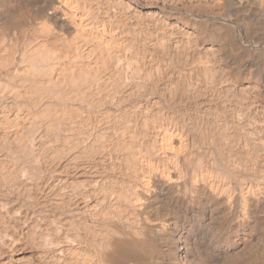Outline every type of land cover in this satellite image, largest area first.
I'll use <instances>...</instances> for the list:
<instances>
[{
  "label": "bare ground",
  "instance_id": "6f19581e",
  "mask_svg": "<svg viewBox=\"0 0 264 264\" xmlns=\"http://www.w3.org/2000/svg\"><path fill=\"white\" fill-rule=\"evenodd\" d=\"M43 8L0 46V148L34 181L0 199V264H264V0ZM134 14L166 31L138 47Z\"/></svg>",
  "mask_w": 264,
  "mask_h": 264
},
{
  "label": "rangeland",
  "instance_id": "374dc122",
  "mask_svg": "<svg viewBox=\"0 0 264 264\" xmlns=\"http://www.w3.org/2000/svg\"><path fill=\"white\" fill-rule=\"evenodd\" d=\"M45 1L46 0H4V7L3 8H1L0 9V46L2 47H4V41H6V42H11V44H10V46L11 47H13L12 45H14V42H16L17 40H18V44L20 45V47L22 46V45H30L31 44V33L32 32H30V31H32L31 29L32 28H37L38 26H39V24L41 23V21H43V7L45 6ZM14 5V6H13ZM22 5V6H21ZM169 7H171V6H167L166 7V11L169 13L170 11V13H176V15H181V16H183V17H186V16H188V18L190 17V19H191V21L194 23V22H196V21H200L201 22V16H202V12H201V10H200V8L199 7H197V6H192V7H189V8H185V7H179V9H178V11H176V12H173L171 9L172 8H169ZM42 8V9H41ZM24 9V10H23ZM190 9V10H189ZM169 10V11H168ZM39 13V14H38ZM201 14V15H200ZM136 15L134 14V17H135ZM137 17V16H136ZM136 17H135V19H136ZM140 18V19H139ZM41 21H40V20ZM135 19H133V24H134V26L132 27V26H130L129 28L127 27L126 29H125V31H128L127 33H129L130 31H132V32H130V34H132L131 36L135 39V40H137V41H139L138 43H137V41H136V45L138 46V47H140V45H141V42H143L144 40L145 41H147L148 42V44H149V42H150V40H152V39H150V33H152L151 35H153V36H151V38L153 37V39H154V37L156 38V36H158V35H160L161 36V33H163V31H166L165 29H164V27H163V25H161L162 23L160 22H157L158 23V25H161V26H158L157 25V23H156V25H155V22L156 21H154L153 19H151L150 18V21H152V22H150L149 21V16H147L146 17V15H144L143 17H137V19L135 20ZM148 19V21H146ZM198 19V20H197ZM144 20V21H143ZM156 20V19H155ZM40 21V22H39ZM141 21H143L142 23H141ZM154 22V23H153ZM138 24V26L139 25H141V26H139V27H136L137 26V24ZM148 23H150V24H148ZM146 24V25H145ZM151 25L150 27H148V25ZM136 25V26H135ZM144 27V28H143ZM147 27V28H146ZM31 28V29H30ZM140 28H143V29H141V31H140ZM192 30V29H191ZM146 31L148 32V33H146ZM162 31V32H161ZM136 32V33H135ZM4 37H3V36ZM15 35H16V37H15ZM145 35H147V37L150 39H148L146 36H145V38H147V39H144L143 40V38H144V36ZM1 36H2V39H1ZM149 40V41H148ZM0 47V48H1ZM2 49V48H1ZM160 57V56H159ZM176 59V60H175ZM174 60H173V65H175V66H177L179 63H180V65H179V67L181 66V64L182 65H184L183 63H184V61H183V63H182V60L181 59H178L177 60V58H175ZM181 61V62H180ZM166 62H169V61H166ZM177 62V65L175 64V63ZM255 64L256 65H258L259 67H261V65H259V63L258 62H255ZM164 68H166V66H164ZM189 76V75H188ZM263 77H264V73H263ZM245 83H247V82H245ZM11 147H14V145L12 144H9ZM9 145H7L6 147L5 146H3L4 148H0V186H3V188L2 187H0V193H1V195H0V199L1 200H4V198L5 197H7V194H10V195H8V199H10L11 201H12V203H18L19 202V200H20V198H18V196L20 197V195L19 194H22L23 193V191L22 190H24L23 188H25V186H24V183L23 182H28L30 185L34 182V181H32L33 180V178L31 179V178H27L26 176H25V179H23V173L22 172H20V173H22L21 175H22V178H21V180L23 181H21L20 179H19V177L21 176L20 174H18V168H20L22 165V167H26V166H29L27 163L29 162V155L27 156V157H25L24 155H25V153H22L23 155H22V157H21V159H18V160H22L20 163H18L19 161L18 160H15V159H13L14 157H12V155L10 154V153H8V149H10L9 148ZM0 147H1V145H0ZM2 150V151H1ZM3 154V155H2ZM11 156V157H10ZM19 157L18 158H20V156L21 155H18ZM25 158H24V157ZM13 159V160H12ZM25 159V160H24ZM28 161H27V160ZM14 160H15V162H14ZM6 161V162H5ZM12 163H13V165H12ZM18 165H17V164ZM21 163H26L27 165H25V164H21ZM4 165V166H3ZM17 165V166H16ZM20 165V167H18ZM25 165V166H24ZM18 167V168H17ZM4 168H6V169H4ZM16 168V169H15ZM34 167L33 166H31L30 167V171H32V172H34ZM14 169V170H13ZM12 170V171H11ZM7 171V172H6ZM14 171V172H13ZM15 171H17V173L15 172ZM11 173V174H9V173ZM14 173H15V175H20L19 177H18V179H19V181H21V184H23V185H21V184H19L20 182H17V184H14V182H12V178H14L15 177V175H14ZM6 174V175H5ZM13 174V175H12ZM11 177V179L10 180H8V178H9V176ZM13 176V177H12ZM4 179H6L5 180V182H7L8 184H9V182L11 181L12 183H13V185H15L16 186V188H19V187H22V189H20V190H18L17 189V191H15L14 189H15V187L14 186H12L11 184H7V183H5L4 182ZM26 179H28V180H26ZM4 182V184H3V182ZM32 182V183H31ZM27 183V184H28ZM5 185V186H4ZM29 185V186H30ZM13 187L14 189H12L13 191H15L14 193H16V194H11V192L10 191H12L11 189H10V187ZM4 190V191H3ZM7 190V191H6ZM4 193H3V192ZM6 191V192H5ZM12 191V192H13ZM18 191L19 192H21L22 191V193H18ZM10 192V193H9ZM6 193V194H5ZM3 194L5 195L4 197H2L3 196ZM17 196V197H16ZM18 198V199H17ZM14 199V200H13ZM16 199V200H15ZM0 200V201H1ZM14 201V202H13ZM2 203H3V201H1L0 202V204L2 205ZM14 203V204H15ZM4 205V204H3ZM3 205L2 206H0V218L1 217H3L4 218V207H3ZM3 211H2V210Z\"/></svg>",
  "mask_w": 264,
  "mask_h": 264
}]
</instances>
